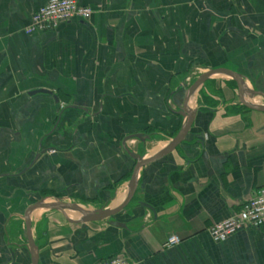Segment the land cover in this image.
<instances>
[{"label":"crops","instance_id":"1","mask_svg":"<svg viewBox=\"0 0 264 264\" xmlns=\"http://www.w3.org/2000/svg\"><path fill=\"white\" fill-rule=\"evenodd\" d=\"M48 1L0 0V264H32L24 215L39 201L118 207L132 156L151 158L180 132L201 74L230 70L244 101L264 105V0H77L88 21L27 34ZM188 108L182 143L138 170L114 217L29 213L37 264H264V226L219 243L207 231L264 187V112L241 105L223 74ZM171 236L180 243L166 247Z\"/></svg>","mask_w":264,"mask_h":264},{"label":"built area","instance_id":"2","mask_svg":"<svg viewBox=\"0 0 264 264\" xmlns=\"http://www.w3.org/2000/svg\"><path fill=\"white\" fill-rule=\"evenodd\" d=\"M93 10L81 6L77 0H49L31 16L30 26L25 31L30 34L35 31L55 30L59 25L71 20L88 21ZM264 226V187L259 188L254 196L244 202L240 210L228 218L217 222L208 228V234L215 243L223 242L235 233L247 228ZM180 243L176 236L169 237L166 247H174ZM96 264H134L124 257H114L101 260Z\"/></svg>","mask_w":264,"mask_h":264},{"label":"water","instance_id":"3","mask_svg":"<svg viewBox=\"0 0 264 264\" xmlns=\"http://www.w3.org/2000/svg\"><path fill=\"white\" fill-rule=\"evenodd\" d=\"M215 74H223V75L230 77L232 80H234L237 86L238 98H239V102L241 105H243L249 110H253L257 112H264V105L249 104L244 101L243 84L238 74L230 70H227V69H215V70H210L204 74H201L187 89L182 108L180 112L178 113V115L185 118L184 125L182 129L180 130V132L171 140V142L168 144L166 148H164L161 152H159L155 156L145 159V160H143L141 156H132L133 159L135 160V165L132 170L131 178L129 180L128 192H127V195L124 201L118 207L113 208V209H100V210L93 211V210L84 209L78 206L77 204H67L63 202H55L53 204H43L42 201H39L27 209L24 215V223H25V232L27 236V245H28L29 253L32 259V264H37V257L34 252V244H33L32 237H31V223L29 221V213L34 209H54L60 212H63L64 210H72V211L79 213L82 216V219L78 221L81 223L96 222V221H101V220L114 217L116 214L122 211L133 199V196L136 190V177H137L138 170L141 167L151 162H154L156 160L163 158L165 155L174 151L176 147L182 143V141L188 134L191 126L193 125V122L195 119V112H193L190 108H188L189 101L191 97L193 96V94L195 93V91H197L211 76ZM113 225L125 227L123 224H120V223H116V224L114 223Z\"/></svg>","mask_w":264,"mask_h":264},{"label":"trees","instance_id":"4","mask_svg":"<svg viewBox=\"0 0 264 264\" xmlns=\"http://www.w3.org/2000/svg\"><path fill=\"white\" fill-rule=\"evenodd\" d=\"M201 97H202V99H203V102H207V97L206 96H204L205 94H204V92H203V90L201 91Z\"/></svg>","mask_w":264,"mask_h":264},{"label":"rangeland","instance_id":"5","mask_svg":"<svg viewBox=\"0 0 264 264\" xmlns=\"http://www.w3.org/2000/svg\"><path fill=\"white\" fill-rule=\"evenodd\" d=\"M66 211H67V210H66ZM71 212H74V211H71V210H70V213H71ZM79 219H81V218H78V220H79Z\"/></svg>","mask_w":264,"mask_h":264}]
</instances>
